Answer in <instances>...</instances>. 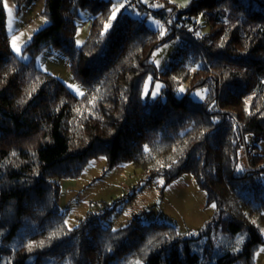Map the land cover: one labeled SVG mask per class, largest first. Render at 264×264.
Wrapping results in <instances>:
<instances>
[{"label":"trees","instance_id":"1","mask_svg":"<svg viewBox=\"0 0 264 264\" xmlns=\"http://www.w3.org/2000/svg\"><path fill=\"white\" fill-rule=\"evenodd\" d=\"M151 2L161 5L154 15L164 31L124 9L112 19V0H46L50 25L24 62L11 49L0 0V264H256L264 246V154L254 153L264 141V0H193L182 12ZM137 7L147 10L141 0ZM81 11L92 25L77 48ZM176 37L181 52L158 70L154 52ZM46 49L66 55L82 97L36 67ZM148 79L164 85L160 97L144 98ZM101 157L109 170L132 165L148 185L191 175L215 215L191 238L140 217L114 230L111 208L70 229L60 183Z\"/></svg>","mask_w":264,"mask_h":264},{"label":"rangeland","instance_id":"2","mask_svg":"<svg viewBox=\"0 0 264 264\" xmlns=\"http://www.w3.org/2000/svg\"><path fill=\"white\" fill-rule=\"evenodd\" d=\"M141 1L147 10L142 11L138 7L134 11L130 10L129 0H112V6L117 8L123 4L116 15L124 9L135 18L146 19L150 28L164 31L160 19L154 15L161 5L152 3L151 0ZM166 1L182 12L189 8L193 0ZM45 5L46 0H29L22 6L4 0L11 49L24 62L30 60V55L24 53L25 48L39 31L50 25V20L44 15ZM199 23L202 34L210 32L204 20L200 19ZM76 25L75 45L81 48L91 31V14L81 11ZM184 44L182 38L176 37L156 50L152 57L156 68L160 71L166 70L179 55ZM17 47L19 52L16 51ZM35 64L40 70L58 78L74 95L82 97L85 94V88L74 79L70 62L64 53L43 50L37 56ZM163 87L162 83L153 84L152 80L148 79L144 98L149 94L152 99L160 97ZM186 88L183 87V91H179V98L184 96ZM204 95L205 92L197 91L192 97L200 101ZM251 142L252 136H248L246 143ZM254 153L264 154V141L258 144ZM147 181L148 177L130 164H122L109 170L107 159L101 157L91 161L79 178L61 181L59 206L68 216L66 223L70 229L76 228L87 215L111 208L114 211L110 225L114 230L125 228L135 218L140 217L146 224L159 222L174 225L188 238L196 236L215 215L216 207L209 204L206 193L198 187L191 175L185 174L168 185L160 177L155 178L151 185H148ZM255 262L264 264V246L256 253Z\"/></svg>","mask_w":264,"mask_h":264},{"label":"snow or ice","instance_id":"3","mask_svg":"<svg viewBox=\"0 0 264 264\" xmlns=\"http://www.w3.org/2000/svg\"><path fill=\"white\" fill-rule=\"evenodd\" d=\"M124 5L123 4H121L119 7H117V8H114L113 9V12H112V19H115V17H116V13L120 10V8H122ZM106 28H107V25L105 26ZM13 46L15 47V42L13 43ZM16 51L17 52H19V48L17 47L16 48ZM157 91H158V88H157ZM180 91H183V89H181ZM213 207H215V205H212Z\"/></svg>","mask_w":264,"mask_h":264},{"label":"built area","instance_id":"4","mask_svg":"<svg viewBox=\"0 0 264 264\" xmlns=\"http://www.w3.org/2000/svg\"><path fill=\"white\" fill-rule=\"evenodd\" d=\"M138 3H139V0H132V3L129 4V6H128L129 9L134 11L137 8Z\"/></svg>","mask_w":264,"mask_h":264}]
</instances>
